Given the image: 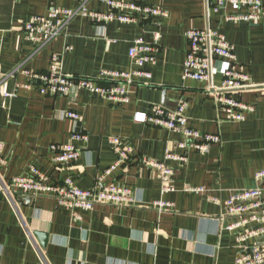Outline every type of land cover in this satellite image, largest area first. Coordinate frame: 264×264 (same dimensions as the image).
Listing matches in <instances>:
<instances>
[{
	"label": "crops",
	"instance_id": "crops-1",
	"mask_svg": "<svg viewBox=\"0 0 264 264\" xmlns=\"http://www.w3.org/2000/svg\"><path fill=\"white\" fill-rule=\"evenodd\" d=\"M116 1L160 8L166 15L159 20L102 25L76 16L59 37L36 51L24 37L25 21L45 16L52 7L74 10L79 1L0 0V142L6 161L0 167L2 180L35 168L53 184L70 176L83 190L127 187L134 199L127 205L79 210L77 222L67 207L57 206L50 196L18 191L11 199L0 196V264H234L242 245L224 229L223 202L233 192L255 188L254 174L264 170V0H259L263 13L255 23L225 21V15L247 13L246 8L228 2L206 18L205 0ZM87 9L107 11L95 0L87 3ZM207 28L233 46L237 62L253 85L237 97L253 108L242 122L226 118L213 93L206 90V82L183 77L186 32ZM155 33L158 41L153 39ZM139 37L157 44L159 51L155 63L145 68L150 79L134 78L128 87L127 104L86 91L72 92L74 102L45 96L39 94L37 82L30 90H15L28 80L19 73L9 76L20 64L44 73L51 56L70 47L60 58L64 74L109 83L102 72L134 70L128 49ZM215 65L219 70L226 67L221 60ZM213 82L219 86L222 76L216 75ZM11 92V98L2 94ZM180 102L187 105L188 126L218 135L219 144L204 153L183 150L178 147L181 135L134 121L135 113L149 114L153 105L174 111ZM67 110L77 113L81 121L58 117ZM75 132L86 134L87 142L72 141ZM115 137L132 152L125 164L104 176L116 159L109 143ZM70 143L80 148L78 159L70 165H55L50 147ZM167 149L176 155L185 152L186 163L165 159ZM142 157L173 170L167 184L174 192L162 193V180L140 163ZM186 186L205 192H183ZM157 200L171 207L160 210L153 206Z\"/></svg>",
	"mask_w": 264,
	"mask_h": 264
},
{
	"label": "built area",
	"instance_id": "built-area-1",
	"mask_svg": "<svg viewBox=\"0 0 264 264\" xmlns=\"http://www.w3.org/2000/svg\"><path fill=\"white\" fill-rule=\"evenodd\" d=\"M76 9H64L52 7L45 16H32L23 24L24 37L36 47V51L59 37L66 25L74 17L88 18L96 24H105L110 21L119 23H136L139 19L152 18L159 20L165 12L156 7L141 5L139 3H126L116 0H95L106 6V12H94L87 9L90 0H78ZM247 9L246 14L225 15L223 19L230 22L245 21L255 23L263 13V7L259 0H205L206 18L211 11L217 13L226 3ZM188 50L183 63V77L199 82L207 83V91L213 93V100L219 104L228 120L242 122L245 114L253 110L237 97L253 87L244 68L237 62L233 46L228 43L224 36L211 29H190L186 32ZM154 41H158L159 35L154 34ZM67 47L61 53L53 54L49 68L44 73L32 72L23 64L14 68L9 76L21 74L27 78L26 84L15 86V90H30L33 82L38 84V92L45 96H58L68 98L74 102L71 93L74 91H86L100 96L116 104L129 102L128 87L133 84L134 78L150 79L151 74L145 68L148 64L155 63V55L159 48L157 44H149L144 38L139 37L132 41L128 49V57L134 65L131 72L104 71L102 76L109 78V83H102L99 78H84L64 74L60 70V58L63 53L70 52ZM217 60L224 61L226 67L223 70L215 65ZM220 74L222 82L216 86L213 78ZM4 97L11 98L13 92L2 93ZM187 105L185 102L178 103L174 111L166 110L161 106L153 105L150 113L138 112L134 114V121L148 124L153 127L167 130L181 135L180 149L194 150L199 153L207 152L209 147L220 143L216 134L201 133L188 126L185 115ZM61 119H70L74 123L81 121L80 116L74 111H63L58 114ZM71 140L74 142H87L88 137L84 133H73ZM115 162L104 172V176L110 174L117 167L125 164L132 150L122 146L119 138L109 141ZM52 162L58 166L70 165L80 156V148L74 144H58L50 147ZM3 145L0 142V167L6 164L2 157ZM165 159L174 160L179 164H185L186 154L176 155L171 150L165 151ZM140 163L153 170L163 185L162 193L174 192L175 188L167 184L173 175V170L164 163L150 158L142 157ZM102 178V177H101ZM101 178L99 181H101ZM257 186L252 189H244L231 193L223 202L225 210L224 229L233 233L237 244L242 245L241 250L235 257L234 264H264V170L254 174ZM14 191L23 195H47L50 196L57 206L67 207L71 211L74 221H80L79 210L89 211L97 205H127L133 199L132 190L127 187L108 185L98 189L83 190L76 186L70 176L65 177L58 184H53L37 169L31 168L22 176H17L4 182L0 174V196L13 198ZM183 192H205L203 188L186 186ZM214 203H220L215 198H210ZM153 206L160 210L171 207L170 203L162 200L153 202Z\"/></svg>",
	"mask_w": 264,
	"mask_h": 264
}]
</instances>
